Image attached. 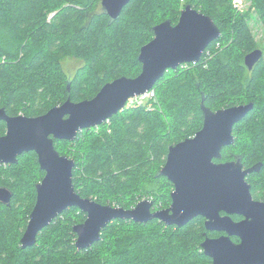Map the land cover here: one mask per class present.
I'll list each match as a JSON object with an SVG mask.
<instances>
[{
  "label": "trees",
  "instance_id": "16d2710c",
  "mask_svg": "<svg viewBox=\"0 0 264 264\" xmlns=\"http://www.w3.org/2000/svg\"><path fill=\"white\" fill-rule=\"evenodd\" d=\"M186 4L210 16L220 29L219 38L201 58L164 73L151 88L157 97L152 108H124L102 124L83 129L74 140H55L57 151L75 160L73 185L81 197L130 208L139 197L148 196L154 208L170 206L173 184L158 172L169 146L202 127L203 95L212 110L253 103L234 126L235 141L223 148L221 159L239 153L238 130L258 121L242 163L261 162L259 171L246 180L253 198H264V58L251 69L244 64V56L258 48L248 10L238 12L232 0H130L111 20L101 0H0V108L10 116L28 117L67 98L91 99L115 78L137 76L142 68L138 54L153 38V26L167 19L176 24ZM250 8L264 29V0H251ZM58 30L79 43L72 53L83 64L72 76L49 54ZM68 45L72 47L71 41ZM5 130L0 121V135ZM43 176L34 151L19 155L16 163L0 164V186L13 192L9 205L0 203L1 263L26 264L23 257L38 251L42 258L30 263L211 264L200 244L219 232L206 231L201 216L181 227L157 219L145 223L116 219L102 230L100 240L80 250L72 227L86 214L73 206L44 227L34 245L22 248L20 238L36 200L35 186Z\"/></svg>",
  "mask_w": 264,
  "mask_h": 264
},
{
  "label": "water",
  "instance_id": "95a60500",
  "mask_svg": "<svg viewBox=\"0 0 264 264\" xmlns=\"http://www.w3.org/2000/svg\"><path fill=\"white\" fill-rule=\"evenodd\" d=\"M130 0H101L104 12L115 20ZM220 29L213 19L186 4L176 24L164 20L153 26V38L141 46V71L135 77L121 76L105 83L91 98L74 102L67 98L44 114L10 116L0 108V121L6 125L0 135V163L13 164L24 152L34 151L43 178L36 183V200L20 238L22 248L36 243L37 234L69 207L86 214L74 224L77 249H86L100 240L102 230L116 219L145 223L153 219L166 225L184 226L194 218L204 219L206 231L222 234L206 236L200 246L211 264H264V199H254L246 176L260 169L258 162L243 169L240 156L216 162L222 149L235 141L233 128L253 104H240L212 110L204 104L202 127L191 137L169 146L158 174L173 184L171 204L154 208L144 198L130 208L100 204L81 197L73 185V158L60 154L55 140H74L86 128L102 124L125 107L126 101L150 90L168 69L196 63L207 46L218 39ZM255 48L244 56L251 69L262 57ZM13 192L0 186V203L9 205ZM232 215L241 216L235 221ZM232 237H237L235 242Z\"/></svg>",
  "mask_w": 264,
  "mask_h": 264
},
{
  "label": "rangeland",
  "instance_id": "374dc122",
  "mask_svg": "<svg viewBox=\"0 0 264 264\" xmlns=\"http://www.w3.org/2000/svg\"><path fill=\"white\" fill-rule=\"evenodd\" d=\"M63 5H66V3H63ZM232 5H233V3H232ZM250 5H251V0H242L241 10H238L236 8L235 9L240 13L246 12L248 10V12H247L249 14L248 15V17H249L248 23H249V26H250V28H251L254 36H255L258 48L261 49L263 52V58H264V29L262 27V24L259 21V18L257 16L255 10L253 8H250ZM77 6H79V5H77ZM233 7H235V6L233 5ZM52 14L53 13H50L48 15V19H50ZM70 38H71L70 33L64 34L60 30H58L57 34H55V36H53V38H52L53 39V41H52L53 45H52V49H51L49 54L52 53V56L55 57L57 60H59L60 67L63 70V72H65L69 76H72L75 74L78 67H80L83 64V59L77 58L72 53V48H77L79 43L73 42L74 40H71ZM70 41H71L72 47H69V45H68V43ZM48 58H49V56H48ZM38 72H42V71L40 70ZM46 77H47V73H46ZM190 100L192 101L191 97H190ZM155 101H157V97H156ZM155 101H153V102H155ZM258 125H259V122L257 121L255 123H253L252 125L242 126L238 130V138L239 139H238L237 150L239 151V153L247 154L249 152V150H248L249 149L248 148L249 139L252 136V134H254V132L258 129ZM79 178L82 181V175H79ZM144 198L145 199L148 198V199L153 200V198H151V197L141 196L138 198L139 199L138 201H140L141 199H144ZM13 249L14 248L11 246L6 247V250L9 252L13 251ZM69 255H70V253H66L65 257L68 258ZM36 257H37V259L42 258L41 256L38 255V251H35L34 253L27 254L26 256L23 257V260L25 261L26 264H32L29 261L32 260V258L34 259ZM43 258H44V256H43ZM0 264H4V263L0 262Z\"/></svg>",
  "mask_w": 264,
  "mask_h": 264
},
{
  "label": "built area",
  "instance_id": "2783aa9c",
  "mask_svg": "<svg viewBox=\"0 0 264 264\" xmlns=\"http://www.w3.org/2000/svg\"><path fill=\"white\" fill-rule=\"evenodd\" d=\"M232 3L236 9L241 10L242 0H233ZM155 100H156V94L153 89H150L143 94L129 98L126 101L124 108L134 107L138 105H147V108H152L151 101L153 102Z\"/></svg>",
  "mask_w": 264,
  "mask_h": 264
},
{
  "label": "flooded vegetation",
  "instance_id": "af4514ba",
  "mask_svg": "<svg viewBox=\"0 0 264 264\" xmlns=\"http://www.w3.org/2000/svg\"><path fill=\"white\" fill-rule=\"evenodd\" d=\"M262 57H263V54H262ZM262 57H261V59H262ZM246 66V65H245ZM248 103H252V102H248ZM240 104H247V103H240ZM240 104H236V105H240ZM253 104V103H252ZM233 106H235V105H233ZM229 107H231V106H229ZM223 108H227V107H223ZM247 115V114H246ZM244 119V118H243ZM242 119V120H243ZM241 120V121H242ZM240 121V122H241ZM240 122H238V123H240ZM237 123V124H238ZM236 125V124H235ZM255 133V132H254ZM234 135V134H233ZM226 147V146H225ZM223 150V149H222ZM235 156H240L241 157V161H242V159H243V154H241V153H235V154H230L228 157H229V159H225V160H222V159H219V160H215L216 162H226V161H232V160H234L235 159ZM258 163V162H257ZM1 164V163H0ZM243 164V163H242ZM254 164H256V163H254ZM254 164H252V165H254ZM252 165H250V166H245L244 164H243V169H247L248 167H251ZM258 172V171H257ZM251 174V173H250ZM250 174H248L247 176H249ZM246 176V177H247ZM264 199V198H263ZM259 200H262V199H259ZM232 218H233V220H235V221H239V220H241L242 219V217L241 216H238V215H232ZM222 233L221 232H219V234L217 235V236H219V235H221ZM212 237H215V236H212ZM238 239V238H237ZM235 241V240H234ZM239 241V239L237 240V241H235V242H238Z\"/></svg>",
  "mask_w": 264,
  "mask_h": 264
}]
</instances>
